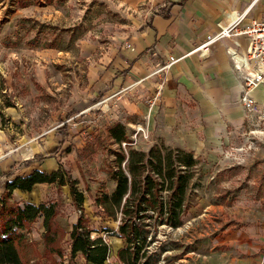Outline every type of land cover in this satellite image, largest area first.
<instances>
[{
	"label": "rangeland",
	"instance_id": "obj_1",
	"mask_svg": "<svg viewBox=\"0 0 264 264\" xmlns=\"http://www.w3.org/2000/svg\"><path fill=\"white\" fill-rule=\"evenodd\" d=\"M21 1L26 8L7 23L5 18L20 8ZM124 23L125 18L105 0H0V164L7 165L6 173L23 175L29 162L53 154L59 175L64 181L68 177L75 181L74 187L82 193L81 205L73 202L67 184L54 183L22 192L25 197L19 204H51L56 211L54 221L65 234L83 215L90 237H102L109 246L105 264H118L110 255L117 241L121 246L122 241L115 235L118 221L102 215L92 196L109 193L113 187L105 166L112 160L106 149L115 146L105 139V126L115 118L108 121L98 111L91 115L77 111L88 68L98 62ZM254 105L256 112L248 115L249 125L260 130L252 141L237 148L241 152L251 149L253 154L238 166L227 167L229 162L224 160L217 170L196 169L186 190L190 207L181 226L158 228L157 241L146 248L152 264H210L216 257L227 258L226 234L264 221V105ZM63 124L67 129L57 134ZM78 127H85L89 134ZM125 129L138 150L156 144L138 135L135 140L130 126ZM51 134L53 151L44 146L50 143ZM94 135L102 139L101 147L76 162V153ZM34 147L42 154L32 156ZM3 180L0 175V190ZM13 198L10 195L18 201ZM23 234L26 251L21 254L32 259L31 263L84 264L79 256H69L67 237L60 243V257L42 258L41 216ZM230 252H234L232 247Z\"/></svg>",
	"mask_w": 264,
	"mask_h": 264
},
{
	"label": "crops",
	"instance_id": "obj_2",
	"mask_svg": "<svg viewBox=\"0 0 264 264\" xmlns=\"http://www.w3.org/2000/svg\"><path fill=\"white\" fill-rule=\"evenodd\" d=\"M105 1L116 8L125 23L98 62L88 68L85 94L78 100L77 112L91 115L98 111L108 121L115 118L113 122L129 125L131 130L139 125L148 142L190 151L199 158L197 168L217 170L224 160L229 162L227 167H234L253 154L251 149H237L243 142L252 141L260 129H252L240 105L241 72L230 60L231 53L243 54L248 40L243 36L216 38L190 52L237 18L239 27L260 20L264 0ZM25 8L24 3L11 13L9 19L5 18L7 23ZM169 58L181 59L157 72ZM249 95L254 103L264 105L263 87L251 90ZM78 130L89 134L85 127ZM49 136L50 143L44 146L53 151V134ZM35 150L34 147L32 156L42 154ZM42 156L40 161L28 163L25 174L34 169L51 172L57 168L53 154ZM6 166L0 164L3 184L16 175L6 179ZM11 195L18 202L25 197L16 189ZM261 222L228 232L224 237L230 248L227 258L216 257L210 264H264V221ZM117 243L118 249L121 245ZM110 258L115 259V253Z\"/></svg>",
	"mask_w": 264,
	"mask_h": 264
},
{
	"label": "trees",
	"instance_id": "obj_3",
	"mask_svg": "<svg viewBox=\"0 0 264 264\" xmlns=\"http://www.w3.org/2000/svg\"><path fill=\"white\" fill-rule=\"evenodd\" d=\"M65 127L64 124L58 127L57 132L61 134ZM125 128L118 121L105 126V139L115 146L112 150L106 149L112 160L105 166L113 187L109 193L95 194L92 201L102 215L118 221L115 235L122 241V246L115 252L118 264H152L146 248L157 241L158 228L174 230L181 226L182 216L190 206L186 190L199 158L190 151L157 144L145 151L138 150L132 147ZM101 140L97 135L87 139L76 153V162L95 153L101 147ZM58 169L49 173L34 169L10 179L12 174L6 175L8 180L0 193V264H34L32 259L22 255L26 251L23 231L38 216L42 218L43 259L52 261V257H60V243L67 237L70 257L79 256L84 264H105L107 261V242L99 236L90 237L83 215L77 217L76 223L65 234L54 221L56 211L51 204L24 202L20 205L10 199L14 189L29 192L36 184H67L73 202L81 205L82 193L74 187L75 181L69 177L64 181Z\"/></svg>",
	"mask_w": 264,
	"mask_h": 264
},
{
	"label": "built area",
	"instance_id": "obj_4",
	"mask_svg": "<svg viewBox=\"0 0 264 264\" xmlns=\"http://www.w3.org/2000/svg\"><path fill=\"white\" fill-rule=\"evenodd\" d=\"M239 23L240 18H237V20L233 21L227 27L221 28L215 36L193 49L190 53L202 49L216 38L229 39L243 36L248 40L247 47L243 54L240 56L231 53L230 60L234 69L241 72L242 92L240 95V105L247 115L252 116V114L256 112V109L249 93L254 88H264V11L262 18L258 21H251L248 25L243 27H239ZM179 59L181 58H169L157 72L166 70L172 63ZM80 113H83V111H80L79 114ZM131 133L132 138L135 140L137 135L141 139H146L147 137L146 133L139 125H135ZM77 212L80 213L79 210H77Z\"/></svg>",
	"mask_w": 264,
	"mask_h": 264
},
{
	"label": "bare ground",
	"instance_id": "obj_5",
	"mask_svg": "<svg viewBox=\"0 0 264 264\" xmlns=\"http://www.w3.org/2000/svg\"><path fill=\"white\" fill-rule=\"evenodd\" d=\"M255 89V88H254Z\"/></svg>",
	"mask_w": 264,
	"mask_h": 264
}]
</instances>
